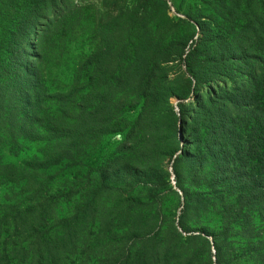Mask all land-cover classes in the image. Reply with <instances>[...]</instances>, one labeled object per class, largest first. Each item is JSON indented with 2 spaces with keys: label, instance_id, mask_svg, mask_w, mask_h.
Listing matches in <instances>:
<instances>
[{
  "label": "rangeland",
  "instance_id": "1",
  "mask_svg": "<svg viewBox=\"0 0 264 264\" xmlns=\"http://www.w3.org/2000/svg\"><path fill=\"white\" fill-rule=\"evenodd\" d=\"M250 30L255 35L249 52L259 50L258 61L264 62V0H0V86L5 76L28 71L40 76L49 94L105 91L107 117L132 124L152 78L162 83L156 98L160 133L167 123L182 130L177 140L160 135L156 159L146 164L140 161L141 134L132 136L138 142L129 141L126 129L115 132L122 125L113 120L118 125L111 133L80 146L72 159L29 170L54 202L46 237L60 234L75 213L91 209L81 226L83 246L65 264H102L145 246L161 252L160 264H264V215L219 187L212 191L205 173L193 179L191 164L180 157L196 150L189 143L191 122L171 115L194 97L189 87L196 81L190 85L182 59L194 50L192 64L206 72L212 57L226 54ZM146 71L155 76L141 82ZM44 104L49 113L61 108ZM0 137L6 141L0 147L4 164L27 169L26 163L40 156L43 143L19 135L15 144L7 126ZM137 160L139 175L140 164L150 168V180L133 184L123 167ZM107 171L114 176L101 188ZM35 202L22 183L0 181V212L9 204L27 208ZM227 204L233 208L227 210ZM238 208L234 219L229 214Z\"/></svg>",
  "mask_w": 264,
  "mask_h": 264
},
{
  "label": "trees",
  "instance_id": "2",
  "mask_svg": "<svg viewBox=\"0 0 264 264\" xmlns=\"http://www.w3.org/2000/svg\"><path fill=\"white\" fill-rule=\"evenodd\" d=\"M201 31L205 33L204 29ZM254 32L244 34L240 42L235 40L233 43L238 44H231L226 54L212 57L206 72L192 64L194 50H191L182 64L187 67L190 85L192 80L196 81L195 87H189L194 97L190 103H179L178 113L171 115L175 121L191 122L189 143L196 150L181 152L180 157L191 164L193 179L198 180L202 172L205 173L203 177L211 187L206 186L212 191L219 187L222 194L238 196L239 202L249 205L257 215H264V62L258 61L259 50L249 52ZM215 39L218 44V37ZM27 74L5 76L0 86V129L7 126L15 144L17 136L22 135L24 139L43 143V147L39 157L26 163L27 169L4 164L0 155V181L22 183V189L36 202L27 208L9 204L0 212V264H65L83 246L81 226L91 209L79 215L75 213L63 223L60 234L46 237L54 202L45 197V183L29 170L72 159L80 146L111 133L118 124L122 127L115 132L126 129L129 141L135 134H141L140 161L146 163L156 159V139L169 134L167 139L177 140L180 129L177 130L176 122L167 123L160 133L156 98L162 94L161 81L153 83L154 79H148L140 116L132 124L126 121L123 124L113 116L107 117L110 110L105 102V91L81 94L72 89L63 94H49L43 90L40 76L28 71ZM150 76L155 75L146 71L141 82ZM96 96L100 102L97 105L93 102ZM46 102H55L61 108L49 113L45 110ZM164 115L170 116L169 113ZM113 120L118 124H112ZM136 138L133 141L138 142ZM4 142L0 137V147ZM137 163L123 167L128 181L133 184L139 183V178L149 181L150 168L140 164L142 174L139 175V160ZM113 176L107 171L101 179V188H106L104 183ZM183 191L188 197V191ZM225 208L229 210L233 205L227 204ZM240 213L238 208L229 215L235 219ZM229 219L230 216L225 218L227 224H231ZM160 254L159 250L149 251L145 246L140 252L132 249L124 251L123 255L115 254L102 264H160ZM164 261L168 262L167 255Z\"/></svg>",
  "mask_w": 264,
  "mask_h": 264
},
{
  "label": "water",
  "instance_id": "3",
  "mask_svg": "<svg viewBox=\"0 0 264 264\" xmlns=\"http://www.w3.org/2000/svg\"><path fill=\"white\" fill-rule=\"evenodd\" d=\"M179 129H180V136H181V134H182V132H181V131H182V130H181V127H180Z\"/></svg>",
  "mask_w": 264,
  "mask_h": 264
}]
</instances>
